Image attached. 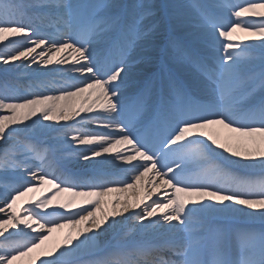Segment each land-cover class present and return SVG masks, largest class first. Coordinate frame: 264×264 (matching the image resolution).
<instances>
[{
	"label": "snow or ice",
	"instance_id": "1",
	"mask_svg": "<svg viewBox=\"0 0 264 264\" xmlns=\"http://www.w3.org/2000/svg\"><path fill=\"white\" fill-rule=\"evenodd\" d=\"M153 7L0 0V42H8L0 44V63L77 80L51 89L58 94L33 90L36 84L24 94L8 82L0 87V264H264V0H189L195 46L169 39L159 47L160 30L182 19L170 11L179 6L168 5L153 22ZM158 47L194 74L179 81L162 66L158 85L156 74L131 85L134 67L152 62L141 53ZM97 105L102 112L80 115ZM20 133H56L66 163L93 167L61 179L48 170V149L22 142ZM104 166H116L123 179H111ZM33 182L69 198L50 207L55 197L44 195L18 214V199L38 190ZM129 190L131 198L109 212L101 198ZM65 226L75 235L50 243Z\"/></svg>",
	"mask_w": 264,
	"mask_h": 264
},
{
	"label": "bare ground",
	"instance_id": "2",
	"mask_svg": "<svg viewBox=\"0 0 264 264\" xmlns=\"http://www.w3.org/2000/svg\"><path fill=\"white\" fill-rule=\"evenodd\" d=\"M132 1L134 2V0H132ZM145 1L146 0H136V2H143L144 4H146ZM166 5L167 6L168 5H177V6H179L176 9L180 13V17L182 19V23L178 24V27H180L182 31H186V30L190 31L191 35L194 37V35H195L194 34V30L190 26L191 23H193L195 21V13L193 12V10L191 8L184 7V5H187V4H183L182 2H177L175 0H166ZM171 10H173V9H171ZM241 35H243V34H241ZM9 39H14V38L10 36ZM7 43H8L7 41L0 42V44H4V45H6ZM248 43H257V42L256 41H248ZM61 55H68V57L70 58V54L67 53V52L62 53ZM58 58H59V55L53 57V60L58 59ZM70 63H72L71 59H69V64ZM47 67L51 68V67H53V65H48ZM57 67L66 69L68 67V65H60V66H57ZM137 71H139L138 67H137ZM69 74H71V73H69ZM142 74H144V73L142 72ZM14 76H15V78L17 77V79H14ZM20 78L22 80H19ZM66 79H68V80H66ZM48 80L49 81L50 80H55V81H57V83H60V84H58V85H56V84L55 85L48 84L49 85V89L48 90H45L44 88H41V87L38 86L41 81L46 82ZM13 81H15L14 83H16V86L19 87V90H17V91L20 94H24V92L28 90V87L30 85L29 83L37 85V87L34 88L33 90L46 92V94H48V93L54 94V92L51 91V89L54 88V87H59V86L66 85V84L77 83L76 79H70V77H66V75H64V73H50L47 76L39 75V76H35L33 78H27V74H26V75H24L22 77L20 73L16 72L15 70H12L9 66H5L2 63H0V87H2L5 82H8L10 84V82H13ZM20 88H22V90H20ZM94 95L95 94H93V98H94ZM61 103H63V102H61ZM71 103H73V105L75 107V106H77L80 103V101H79V99H74V101H72ZM79 106H80V104H79ZM100 112H102V109H100V107L97 105V106L94 107L93 113H90V114L81 113L80 115L81 116L93 115V114L100 113ZM32 119L35 120L36 117H33ZM77 119H79V117H77ZM50 123H53L55 125V122H50ZM60 123H64V122L61 121ZM57 127H58V125H57ZM84 127L87 130H90V131H103V129H99V128L98 129H93V128H91V125H88V124H85ZM55 135H56V133H51V134H48V135H34V136L37 137V139H39L41 137H44V136L45 137L46 136L49 137L47 139L50 140L53 143V146L58 148L64 154L63 149L60 146V143L58 141H54L53 140V136H55ZM21 138L22 137L19 136V139L22 142H24L25 140L21 139ZM71 166L75 167V168H78V169L81 168L86 173L87 172L86 169H88L92 165L86 164L85 162L80 161V160H73L72 163H71ZM96 167L99 168L100 166L97 165ZM107 167L111 168V166H107ZM84 172H82V173H84ZM248 174L259 176V171L255 172V173H248ZM24 175L26 177H28L27 173H25ZM56 176H58V175H56ZM155 182L159 183L160 182L159 178H156ZM33 183L37 186L38 190L35 191V192H29L24 197H20V200L17 201V212H18V214L20 212V209L25 208V207L28 206L30 201H34L35 199H37V198H39L41 196H44V195H48L50 198L53 197V196L55 197V199L52 200V205L50 207H58L59 204L66 202V200L69 198V194L68 193L57 194L56 190L53 189L51 185H42V186H40V185H38V182H33ZM110 186H112L114 188L123 187V185H121V184H115V185H110ZM147 190L148 191H152L151 187H149ZM131 191L132 190H129L128 192L113 191V192L107 193L101 199H102V201L105 202V206H106L107 210L109 212H111V210L113 208V202H115V207L116 208L122 207L123 203L125 201V198L126 197L129 198V199L131 198ZM164 191H165L164 189H160L159 190V194L162 195ZM2 193H3L2 187L0 186V194H2ZM136 195L137 196H142L143 192L142 191H138L136 193ZM152 198L156 199L157 196L153 195ZM81 202H82L81 198H79V197L75 198V200H74V203H81ZM20 203H21V205H19ZM0 206H3V205H0ZM68 210H74V209H68ZM68 210H62V211H68ZM137 211H138V209H137ZM130 212H131V210H130ZM130 212L129 213H125L124 215L125 216L126 215H130ZM0 215H2V214H0ZM131 225H132V222L129 221L128 222V227H131ZM256 225L257 224L252 225V227L256 226ZM128 227H125V228L120 229L118 231L128 232ZM9 231H13V230L9 229ZM45 234H47V233L45 232ZM69 235H72V236L75 235V230L73 228H71L70 226H65L64 228L57 229L51 234L50 243H52V242H54V243H63L64 242V238L69 236ZM128 235L131 236V233L129 232ZM16 239H23V237L22 236L21 237H17ZM104 240H111V236L101 237V241L103 242ZM44 258L45 257H43V256L40 257V259H44ZM36 263H39V260H37ZM22 264H27V258L22 260Z\"/></svg>",
	"mask_w": 264,
	"mask_h": 264
},
{
	"label": "rangeland",
	"instance_id": "3",
	"mask_svg": "<svg viewBox=\"0 0 264 264\" xmlns=\"http://www.w3.org/2000/svg\"><path fill=\"white\" fill-rule=\"evenodd\" d=\"M24 75H26V74H21V76L23 77ZM64 75H66V77H69L70 76V78H73L74 76H73V74H69V73H64ZM68 75V76H67ZM32 78V77H34L33 75H31V74H27V78ZM57 82V81H55V80H48V81H46V83L47 84H51V82ZM30 82V81H29ZM18 87V86H17ZM19 88V87H18ZM20 90H22V88H20ZM48 94H51V93H48ZM54 94H58V93H55L54 92ZM80 104V103H79ZM79 104L77 105V106H75L76 108H78L79 107ZM19 136L20 137H22L21 139H25V138H27L29 135L28 134H25V133H20L19 134ZM47 137V136H46ZM20 200V198L18 199V201ZM19 205H21V203L19 204ZM126 216H128V215H126ZM131 222V221H130ZM61 229V228H60ZM25 258H22V260H24ZM85 259H87V257H85ZM36 264H39V263H36Z\"/></svg>",
	"mask_w": 264,
	"mask_h": 264
}]
</instances>
